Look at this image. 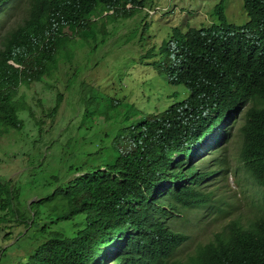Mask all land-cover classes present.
Segmentation results:
<instances>
[{
    "label": "trees",
    "instance_id": "1",
    "mask_svg": "<svg viewBox=\"0 0 264 264\" xmlns=\"http://www.w3.org/2000/svg\"><path fill=\"white\" fill-rule=\"evenodd\" d=\"M21 1L0 0V21ZM27 3L22 21L0 41V128L7 131L25 126L22 113L30 108L18 96L22 85L59 76L62 62L71 64L68 73L75 43L95 33L99 17H133L145 0ZM244 9L249 21L238 26L227 21L219 3V25L174 28L159 53L152 48L146 54L160 56L153 65L167 73L168 82L184 86L186 97L157 113L140 112L115 157L81 165L74 178L34 200V213L23 222L28 229L38 221L41 233L17 264H264V0H244ZM181 94L179 89L174 96ZM62 100L58 93L49 116L58 114ZM124 108L121 116L129 118L134 108L128 102L117 101L110 110L118 115ZM240 120L238 161L246 181L259 190L260 212L248 224L229 223L187 260L175 259L190 236L172 229L171 219L224 212L209 189L229 174L228 163L222 160L216 170L209 156L221 141L229 142L228 130ZM112 145L118 150L121 142L116 138ZM12 184L0 180V224L9 221L18 197ZM7 250L0 246L1 262Z\"/></svg>",
    "mask_w": 264,
    "mask_h": 264
},
{
    "label": "rangeland",
    "instance_id": "2",
    "mask_svg": "<svg viewBox=\"0 0 264 264\" xmlns=\"http://www.w3.org/2000/svg\"><path fill=\"white\" fill-rule=\"evenodd\" d=\"M27 2L22 0L1 17L0 41L22 21ZM219 3L224 6L229 23L241 26L249 21L244 0H145L144 8L133 17H99L94 23L95 33L75 43V59L68 73L71 64L62 62L59 76L19 88L18 96L30 108L22 113L24 129L0 128V180H11L18 193L9 221L0 224V246L8 247L0 264L22 262L27 252L37 246L36 236L41 233L38 221L28 229L23 222L24 217L28 221L34 213L30 207L34 200L74 178L81 165L107 163L103 159L110 154L115 157L124 148L131 126L143 116L140 112L157 113L186 97L184 86L168 82L167 73L153 65L161 60L160 56L146 54L152 48L159 53L174 28L185 32L190 27L219 25L221 20L214 13ZM76 74L79 77L71 85ZM179 89L183 94L175 97ZM58 93L63 94L62 104L58 114L51 117L50 109L55 106ZM120 100L134 108L129 118L121 116L127 111L125 108L118 115L112 114L110 107L113 111L114 103ZM105 112L108 113L103 115ZM241 127L240 120L228 130L233 134L229 142L224 145L227 139L221 141L222 148L209 156L211 168L216 170L222 167V160L228 163L224 168L229 169V174L217 177L209 189L215 194L213 204L224 208V212H188L185 218L171 219L172 229L190 236L175 259L187 260L200 244L211 241L229 223L248 224L260 212L259 190L246 181L238 161ZM116 138L121 142L118 150L112 145ZM97 151L102 153L93 156Z\"/></svg>",
    "mask_w": 264,
    "mask_h": 264
},
{
    "label": "clouds",
    "instance_id": "3",
    "mask_svg": "<svg viewBox=\"0 0 264 264\" xmlns=\"http://www.w3.org/2000/svg\"><path fill=\"white\" fill-rule=\"evenodd\" d=\"M218 208H219V207H218ZM216 210H218V209H212L211 211H209V212H208L209 215H210V213H215ZM217 212H218V211H217ZM218 213H219V212H218ZM209 215H208V216H209ZM208 216H207V217H208ZM204 217H205V216H204ZM219 232H220V231H219ZM217 233H218V232H217ZM217 233H216V234H217ZM216 234H215V235H216ZM215 235H214V237H215ZM213 239H214V238H213Z\"/></svg>",
    "mask_w": 264,
    "mask_h": 264
}]
</instances>
